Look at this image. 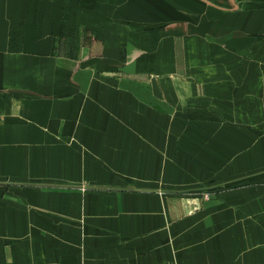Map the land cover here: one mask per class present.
<instances>
[{"label":"crops","instance_id":"obj_1","mask_svg":"<svg viewBox=\"0 0 264 264\" xmlns=\"http://www.w3.org/2000/svg\"><path fill=\"white\" fill-rule=\"evenodd\" d=\"M176 2L0 0V264H264L241 87L200 101L233 124L215 152L179 129L177 81L162 90L176 44L154 27Z\"/></svg>","mask_w":264,"mask_h":264},{"label":"rangeland","instance_id":"obj_2","mask_svg":"<svg viewBox=\"0 0 264 264\" xmlns=\"http://www.w3.org/2000/svg\"><path fill=\"white\" fill-rule=\"evenodd\" d=\"M176 1V18L171 13L176 22H165L154 28L162 31L161 42L170 37L176 44L178 71L172 76L169 73L167 77L162 76L161 80L164 95L169 94L170 79L178 83V104L183 108L177 114L179 129H193L190 139L203 136L211 144V152L217 151L221 145L218 139L222 140L223 136L226 142L229 139L228 135H222V131H226L224 125L233 124L224 122L223 117L220 121V115L205 108L200 101L208 85L214 87L215 96L241 87L239 126L245 130L243 136L251 131L252 141H257L258 151L264 154V0ZM170 33L172 36L168 35ZM186 81L194 83V99H185L187 91L193 89L187 87ZM245 96L253 98L245 102L248 100ZM196 147L199 152L202 147L206 148L205 144ZM217 189H200L195 185L191 194L194 201L202 195L207 200Z\"/></svg>","mask_w":264,"mask_h":264}]
</instances>
